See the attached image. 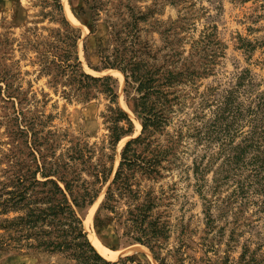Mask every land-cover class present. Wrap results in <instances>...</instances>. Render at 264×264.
<instances>
[{"label":"rangeland","instance_id":"obj_1","mask_svg":"<svg viewBox=\"0 0 264 264\" xmlns=\"http://www.w3.org/2000/svg\"><path fill=\"white\" fill-rule=\"evenodd\" d=\"M60 1L63 14L55 0H0V224L47 205L54 185L37 179H56L63 187L67 180L76 195L98 190L92 204L74 208L112 264H160L147 244L128 236L138 232L128 215L137 205L146 209L143 226L157 227L153 241L169 264H237L244 251L252 264H264V172L259 180L251 176L240 194L235 189L250 168L230 162L244 146L249 116L227 137L211 130L239 76L247 81L235 101L245 110L256 108L264 91V0ZM61 15L78 29L76 48ZM68 49L76 54L67 61ZM76 56L79 72L115 78L116 102L99 84L91 86L89 99L79 96L83 90L66 65L77 63ZM116 60L140 62L160 86L146 99L158 122L129 149L132 192L116 191L112 209L104 207L107 189L127 142L143 130L134 105L141 94L134 87L126 91L124 73L107 67ZM169 71L173 84L163 86ZM117 105L134 127L113 143L108 115ZM255 116L260 123L264 111ZM253 153L248 148L245 159ZM14 190H26L15 208L6 202ZM40 229L51 227L39 223L10 236L1 227L0 240L21 241L1 252L0 264H84L39 247Z\"/></svg>","mask_w":264,"mask_h":264},{"label":"trees","instance_id":"obj_2","mask_svg":"<svg viewBox=\"0 0 264 264\" xmlns=\"http://www.w3.org/2000/svg\"><path fill=\"white\" fill-rule=\"evenodd\" d=\"M54 6L59 13L61 12L63 14V6L60 0H55ZM59 19L62 20L66 26L67 36L71 41L72 47L76 48L77 40L80 37L78 29L72 26L64 15H61ZM73 54H76V51L68 49L65 55L67 61ZM75 58L77 59V63L71 62L66 65L72 68V83H76L77 90H83L79 96L83 99H89L91 97V86L99 84L97 86H100L102 91L111 97V101L116 102L118 95L115 78L112 75L95 76L84 71L79 72L80 61L78 60V56ZM107 67H117L124 73L126 91L134 87L141 94L134 105L143 124L142 133L138 137L127 142L122 152L120 165L107 189L104 207L114 209L113 201L116 200V191L120 194H123L124 191L132 192V188L128 182V171L131 170V166L135 162L132 157L133 154L131 156V153H129L131 145L146 139L145 134L148 132L149 128L156 125L158 122L157 112H153L152 108L147 107L146 99L153 91V87L159 88L160 83L157 86L153 85L152 83L156 79L153 76L154 72L152 74V71H143L140 62L137 61L130 60L126 63H122L116 60ZM168 73V77L165 78L166 83H164L165 85L163 84V86H172L173 84L172 78H174V73L172 71ZM246 78V74L239 76L236 85L232 90L227 92L224 101H221L218 106L217 115L211 127V130L216 133L218 139L222 138V136L227 137L231 133V128L234 124L238 125L236 128L237 131L242 130L243 125L241 124V119L244 116H249L248 122L251 125V129L246 131L247 136L243 144L244 146H237V151L230 159V162L240 166V168H250V174L246 176L245 180H240L235 189L239 191L240 194L246 193L253 183L251 176L259 180V176L263 175L264 172V117L260 119V123H256V116L253 117V114H256L257 110L264 111V91L257 95L258 104L256 108L253 107L245 110L241 104H236L235 95L238 89L247 81ZM158 90L156 92H159ZM162 93L165 97H168V95L172 94V91H162ZM108 118L113 122L112 126H110L112 130L111 141L113 143H118L123 136L133 131L134 123L130 115L119 105L110 107ZM248 148H253L255 153H253L249 160H246L245 154ZM39 170L40 169H38V171ZM42 174L46 177L51 175V173L45 171H42ZM100 175L101 174L98 172L97 176L100 177ZM37 182L43 185H47L48 183L54 185L53 193L44 198L43 202L47 205H36L24 214H18L12 219H7L5 225H3V223L0 224V228L4 227L8 230L10 236L13 233L28 229V226L35 228L39 223L41 225L47 224L51 229H40L37 232L38 235L41 234V239L38 243L39 247H44L46 250L52 252H62L69 257L82 261L84 264H112V261L106 259L93 245L85 230L82 218L74 208V205L85 207L92 204L98 196V190L92 193L88 188H85L84 193L76 195L73 191L72 183L67 180L64 181L65 187L61 186L56 179H47L45 181L37 179ZM25 193L26 190L11 191V197L6 202L12 203L11 207L15 208L26 199ZM24 208L25 207H18L16 209H23L25 212ZM135 208L136 209L130 208L128 215L130 220L136 225L138 232L136 234H129L128 236L136 242L147 244L160 264H169L167 258L162 255L158 249L159 245L157 242L153 241L157 236V227L154 225L151 228L143 226L146 217V209L139 205ZM18 239L21 241L20 237ZM18 239L9 237V239L6 240L2 238L0 240V254L12 247H19L18 245L20 242ZM13 241L16 243H13ZM252 261L253 257L246 258L244 251V254L238 260L237 264H252Z\"/></svg>","mask_w":264,"mask_h":264},{"label":"bare ground","instance_id":"obj_3","mask_svg":"<svg viewBox=\"0 0 264 264\" xmlns=\"http://www.w3.org/2000/svg\"><path fill=\"white\" fill-rule=\"evenodd\" d=\"M138 247V246H137Z\"/></svg>","mask_w":264,"mask_h":264}]
</instances>
